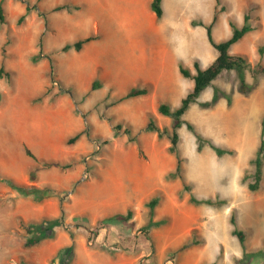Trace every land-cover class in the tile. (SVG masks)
Listing matches in <instances>:
<instances>
[{
    "label": "rangeland",
    "instance_id": "obj_1",
    "mask_svg": "<svg viewBox=\"0 0 264 264\" xmlns=\"http://www.w3.org/2000/svg\"><path fill=\"white\" fill-rule=\"evenodd\" d=\"M150 1H5L6 19L0 25V54L10 78L9 82L0 78V264H79V245L88 256L104 254L122 264H234L233 258L241 256L242 248L231 233V213L235 215L238 228L245 231L248 250L264 245V177L256 192L249 191L246 183L241 182L242 175L245 171L250 175L252 167L245 158L247 150L242 149V145L239 149L236 138L228 139L221 133L227 108L225 101L219 102L214 109H204L193 103L182 115V119L193 126V130H189L183 123L178 129L182 178L191 185L190 191L181 190L180 178L165 179L166 173L173 168L163 175L151 196L135 198L137 202L127 209L131 211L130 217L111 211L122 210L127 205L122 206L120 194L123 189L125 193L128 191L125 177L128 169L133 168L128 166H140L137 161L144 159L158 160L161 153L173 160L168 152L167 136L158 137L155 132L145 131L144 126L140 127L144 122L138 119L133 120V127L127 122L131 117L125 111L137 105L135 99L115 103L130 84L114 80L115 85L109 88V78L101 74L103 69L99 68L95 73L91 68L87 71L86 67L89 62L110 65L124 76L134 62L132 59L149 55L145 53L147 50L141 54L143 45L148 46L149 33L156 25H161L155 22L154 13L149 9ZM26 4L30 11L19 22L18 17L25 12ZM19 5L23 7L22 11L17 9ZM221 5L224 10L220 12L213 32L217 41L223 40L220 33L225 22L228 26L227 16L241 23L245 12L262 16L264 11V0H221ZM55 6L62 8L54 10ZM162 7L166 24H169L170 14H175L178 19L183 16L185 20L198 16L209 22L214 0H162ZM187 28L191 30L189 25ZM198 30L195 33L196 52L210 48L213 53L204 28L201 27L200 34ZM88 35H93L94 39L84 43L79 51L74 48L63 50L65 44ZM239 44L241 41L230 50L234 51ZM202 64L206 66L208 62L203 59ZM167 72L179 76L182 81L169 87L164 96L156 93L154 99H165L174 105L179 101L174 96L184 95L192 86V80L183 78L177 65ZM94 80L98 87L91 89ZM212 84L228 91L236 90L233 72L222 73ZM208 90L211 95L212 88ZM80 95L82 100L93 103L91 111H96L102 124L97 133L86 119L91 111L83 110ZM199 99H208L206 90ZM79 116L86 119L81 134L89 143V149L80 158L51 159V155L59 154V150L65 153L77 144L79 138L68 143L77 132L62 133V124L70 120L79 126ZM155 120L159 126L171 131L169 117L159 115ZM115 123L122 127L115 130ZM126 126L131 127L130 135L124 133ZM196 133L217 145L233 149L234 154L218 158L208 143L197 151ZM39 136L46 137L48 149L33 144L32 140L38 141ZM97 139L105 140L106 144L97 149L96 142L93 143ZM25 147L36 159L25 153ZM122 151L127 152V156ZM86 154L89 158L84 161ZM43 161L51 164L45 165ZM34 163L37 165L28 179L43 184L40 188L45 189L44 197L35 200V210H11L14 199L6 191L15 189L12 171L20 167L26 170ZM79 163H82L80 171ZM85 168L87 177L80 179ZM47 181L56 182L58 187L46 185ZM70 194L74 199L71 210L76 211L65 210L66 203L71 200ZM190 194L198 198L219 196L227 198L228 203L221 208L193 205L188 202ZM52 196L55 215L45 210ZM153 196L158 197V202L152 214L154 223H149L146 202ZM83 208L86 209L79 212ZM108 214H115L118 219L104 221ZM59 216L62 220L53 227L52 237H45L31 247L24 245L22 222L49 221ZM100 222L107 225H99ZM188 241L195 243L180 249ZM246 264H264V253Z\"/></svg>",
    "mask_w": 264,
    "mask_h": 264
},
{
    "label": "crops",
    "instance_id": "obj_2",
    "mask_svg": "<svg viewBox=\"0 0 264 264\" xmlns=\"http://www.w3.org/2000/svg\"><path fill=\"white\" fill-rule=\"evenodd\" d=\"M5 1L6 0H3V3H2L4 11H6ZM7 1L10 2V0H7ZM214 5H215V1H214ZM17 9L19 11H22L23 7L19 5ZM163 12H164V8H163ZM174 15L173 14L169 15L170 16L169 24H166L164 21L165 14H163L162 18L159 21H157L154 18L155 22L161 25H156V27L151 31V33H149L150 34L149 44L148 46L143 45L146 49L142 48V52H141V54H143V52L147 50V52L145 53H148L149 55L148 56L140 55L138 58L132 59V61L134 62H132V64L130 65V69L126 71L124 76H121V72L119 69L118 71H116V69L110 67V65L103 66L102 64L97 63V62L95 63L89 62L86 65L87 71L90 70L91 68L93 72L95 73L99 68L101 70L103 69L101 71V74L104 76L107 75V77L109 78L110 80L108 84L109 88H112L111 85H115L114 80H119L121 81L122 84H125V83L130 84L128 89L131 87H135V86L146 87L149 89V92L145 95L130 97V98L135 99L134 102H136L137 104L136 106H133V108L130 107L129 109H127V111H125V113L128 114L129 117H131L129 120H127V122H129V124L132 127L134 126L133 124L134 119L135 120L138 119L140 122L143 121L144 123H142L140 127L144 126L147 120L148 113H152L155 117H159V115L162 116L157 111V105L160 101H165L171 104L172 106H177L180 102V99L185 95L184 94V95L174 96L176 99L179 98L178 103L174 105L173 103L165 99H158V101L157 99L156 100L154 99V95L156 93H159L161 94V96H164L168 94L169 87H172L174 83H179L182 81V80H179L181 79L179 76L174 75L172 73L170 75L168 74L167 71H169L170 69L174 70L176 65L179 69L180 64H182L183 66L189 67L191 71H193L192 69L193 65L190 66V64H193L195 60H198L200 66L204 68L208 64H210L216 56V51L212 46L211 48H212L213 53L211 52L210 48H206L205 51L201 50V52H198V51L196 52L195 50V47H194L196 44L195 33L197 29H199L198 31L200 34L201 27L202 28L204 27L200 25L192 26L190 22L192 19L202 20V18L198 16H194V17L188 18V20H185L183 16H181V18L178 19V17L177 16L174 17ZM220 15L221 13H218L217 18L213 24L212 35L214 34L213 33L214 28L220 18ZM261 15L262 16L257 14L254 16L255 18L251 21L253 29L246 32L238 40V41H241V44H239L236 48H234V51H231L230 50L231 47L238 41L233 43L229 47V52L243 54L248 58V60L251 63L254 64V63L260 62L264 65V52L261 54L258 51L259 46L264 47V11L261 13ZM226 20L228 21V26L226 24L227 22H225L224 27H222V30L220 33V36L223 37V40L228 38L232 33V28L229 25V20H232V19L227 16ZM232 21L238 27H240L243 24V19L241 23H239V21H234V20ZM203 22L210 23L211 21L209 22L203 21ZM187 25H189L191 30L187 28ZM186 46L187 48H185ZM186 51L188 52L190 51L192 52V54L188 55ZM0 56H1V62H3V55L0 54ZM203 59L208 62L206 66H203L202 64ZM153 72H156V73H153ZM121 77L122 79H120ZM245 78L248 82H251L253 80V77L250 71L246 72ZM209 88H212V87L208 86L205 89L208 99L200 100L199 99L201 96L200 95L198 98L199 102L207 101L211 98L213 92L210 95L209 90H208ZM165 89L166 91H164ZM221 89L228 91L224 89L223 87H221ZM212 91H213V88H212ZM203 92L201 94H203ZM259 93H262V95ZM82 95H80L79 97V102L85 108L83 110L91 111V108H93V103L91 104L90 102L87 101V99L82 100ZM113 97L114 99L115 97L117 98V96H114V95ZM254 97H257L255 101L252 100ZM263 97H264V77L262 75H259L257 76V86L249 94L244 95L238 92L237 90H235L233 91L232 101L230 105H227L226 99L224 98H221L217 102L218 104L219 102L225 101V106L227 107L226 110L224 111L225 112L224 119L222 120L223 125L220 126L221 133L227 135L228 139H231L233 137L236 138L239 149H240L239 145H242L241 146L243 147L242 149L245 148L247 150L248 153L245 155V158L247 159H249L254 154L257 148V145L259 143V137H260V131H261V119L264 114V98ZM217 104L215 105V107L217 106ZM86 119L89 125H91V127L94 129V132L97 133V131L101 129L102 124L98 119L96 111L95 112L91 111L90 115H88ZM86 119L85 117L81 118L79 116V126H77L75 122L67 120L65 123L62 124L63 126L62 133L69 135L71 134L73 130L74 132H82L84 129V122L86 121ZM249 131L251 132V134L249 133ZM80 136L81 137H79L78 142L75 145V147L65 151V153H62L59 150V154L51 155L52 156L51 159H54L56 161H63L71 157L79 156L80 158L81 155L84 154L85 150L89 149V146H88L89 143L86 142V140H84V137H85L84 134H81ZM122 153L125 154V156H127V152L122 151ZM87 156L88 155L86 154L84 161ZM171 156L173 157V160L171 159L170 156H166V155H163V153H161L159 155L160 159L158 160L154 159V161H152V160L144 159L143 161H137L140 164V166H133V165L128 166V167H133L131 168V170L128 169L127 176L125 177L127 178V181H128V184H127L128 191H126L125 193V189H123L121 192L122 194H120V199H122L121 201L123 202L122 206L124 204H127V205H125V207L122 210H111V211L118 212L120 214L127 213L128 211L127 209L130 208V205L135 204V202H137V200L140 197L148 198L149 196H151L156 191V189L159 187L160 183L162 182L163 175L166 172L174 168L175 157L173 155ZM81 164L82 163H79V171H80ZM36 165L37 164L34 163V166L33 165L30 166L26 170L20 167L17 169V171H12L14 174L11 177V179H13L12 181L14 182V184L15 185H26V186L34 185L40 188L43 184H41L40 182H36V181L31 182L28 179L29 174L31 173V171L35 170ZM85 171H86V168L84 172ZM83 174L80 177V179H84ZM47 184L51 186L52 188L58 187V184L54 181H47L46 185ZM2 188H3V184H2ZM8 189L9 190H7L6 193L8 195L11 194L12 195L11 197L14 199L11 210H35L36 209L35 200L32 198V196H29V195L21 196L19 195V192L16 189L12 190V192L10 190L11 188H8ZM224 196H227V195H224ZM69 198L71 200L66 203L67 206H65V210L66 209L71 210L72 208V204H73L72 201H74V199H72V194H70ZM135 198L137 199L136 201H134ZM85 200L89 203L91 202V200L88 199L87 197H85ZM26 207L27 209H25ZM55 209L56 207H55V203L53 201V196H52L51 199L49 200V204L46 205L45 210H48L49 213H51V215H55L54 213L56 212ZM85 209L86 208L79 209V212ZM71 211H76V210H71ZM90 211L92 212V210ZM105 214L100 213L98 215H105ZM112 216H115V214L114 215L108 214L106 218H109ZM79 264H122V262L121 261L118 262L117 260H112V257L106 256L104 254L99 255L97 257L88 256L87 254L83 253L82 247L79 245Z\"/></svg>",
    "mask_w": 264,
    "mask_h": 264
},
{
    "label": "trees",
    "instance_id": "obj_3",
    "mask_svg": "<svg viewBox=\"0 0 264 264\" xmlns=\"http://www.w3.org/2000/svg\"><path fill=\"white\" fill-rule=\"evenodd\" d=\"M214 11L213 16L210 23H204L201 19H192L190 24L192 26L200 25L203 26L205 29V34L208 42L210 45L215 49L216 56L212 60L210 64L206 67H201L198 60L193 62V71L187 66H183L182 64L179 65V73L184 78H188L192 80V87L185 93V95L180 99V102L177 106H172L168 102L160 101L157 105V111L163 115L167 116L171 120V131L168 130L165 126H159L155 120V116L152 113H148L147 120L143 129L149 132H155L158 137L167 136L169 139V146L168 152L175 157V166L174 169L165 175L166 180H173L176 178H180L182 180V187L181 190L190 191L191 185L185 182L182 178V158L179 154L178 142H179V133L178 129L184 123L189 130H193V126L190 122L183 120L182 115L188 110L191 104L198 103L201 108L204 109H212L215 107L217 102L221 98H225L227 105L231 104L232 101V94L233 91H225L217 86H213V81L217 79L222 73L224 72H233L235 79H236V87L235 89L244 94H249L256 86H257V76L262 75L264 77V65L260 62L251 63L248 58L239 53H230L229 47L237 42L246 32L253 29L251 21L255 18L249 11L245 12L243 15V24L238 27L236 24L229 20V25L232 28L231 35L221 41H216L212 35V27L217 18L218 13L224 10L223 6L221 5V0H214ZM3 0H0V25L5 23V11L3 9ZM62 6H55L54 10L61 9ZM149 9L154 13L155 19L159 21L163 16V7H162V0H151L149 2ZM30 11V7L28 4L25 6V12L18 17V21H22L25 16ZM94 39L93 35H88L83 38H79L75 40L73 43H67L63 46V50H67L69 48H74V50L79 51L83 44ZM259 53L264 52V47H258ZM250 71L253 77L251 82H248L245 78L246 72ZM0 78H4L6 82H9L10 73L4 68L3 62L0 64ZM94 80L91 83V89H96L97 83ZM213 88V94L211 98L207 101H198L199 96L201 93L208 87ZM149 92V89L146 87H131L129 88L123 95L118 97L115 100V103L120 102L124 99L130 97H136L140 95H145ZM1 99V93H0ZM122 125L120 123H115L113 128L120 129ZM124 133L129 134L131 133V127L126 126L124 128ZM81 135V132L75 133L71 138L68 139V143H73L76 141ZM196 137V150L201 151L205 147V143L214 150L216 156L218 158L223 157L225 155H232L234 154V150L217 145L211 141H208L204 137H202L199 133L195 134ZM131 140H136V138H131ZM100 145L106 144L105 140L97 139ZM25 153L29 156L36 159L34 154L30 151L29 148H24ZM139 151L141 149L139 148ZM38 161V160H37ZM43 164L50 165V162L43 161ZM248 164L252 167V171L250 175L245 171V174L241 177V182L246 183L247 188L251 192L258 191L262 186V180L264 177V114L261 119V131L259 137V143L254 154L249 158ZM32 178V176H30ZM19 193L23 195L32 196L34 200H41L44 197L45 189H41L34 185H13ZM158 202V197L153 196L147 202L146 206L149 208V223H154L152 221V214L154 206ZM188 202L193 205H205L213 208H221L227 205L228 200L227 198H220L219 196L212 197H203L198 198L193 194L189 195ZM61 214H63L61 212ZM131 216V211L128 210L126 213V217ZM114 219H118L117 217H109L105 218L104 221H113ZM62 216H59L55 219L49 221H41V222H28L23 223L22 226L25 230V239L24 245L26 247H31L37 244L45 237H52L53 235V227L59 225L61 223ZM229 222L232 225L231 233L236 236L239 241V244L242 248V253L240 257H234L233 263L234 264H246L252 258L256 256H260L264 253V245L260 248H256L254 250H248L245 245L246 234L243 229L238 228L236 223V218L233 213L230 214ZM106 222H100L99 225H107ZM72 237V234H71ZM195 242L188 241L185 242L180 246V249H185L190 245L194 244ZM72 249V244L70 246ZM31 264V263H27ZM214 264V263H211Z\"/></svg>",
    "mask_w": 264,
    "mask_h": 264
},
{
    "label": "bare ground",
    "instance_id": "obj_4",
    "mask_svg": "<svg viewBox=\"0 0 264 264\" xmlns=\"http://www.w3.org/2000/svg\"><path fill=\"white\" fill-rule=\"evenodd\" d=\"M31 139H33V137ZM32 142H33L34 145L42 146L45 149H48L49 148V143L47 142L46 137L42 138V137L39 136V140L38 141L34 139V140H32Z\"/></svg>",
    "mask_w": 264,
    "mask_h": 264
},
{
    "label": "built area",
    "instance_id": "obj_5",
    "mask_svg": "<svg viewBox=\"0 0 264 264\" xmlns=\"http://www.w3.org/2000/svg\"><path fill=\"white\" fill-rule=\"evenodd\" d=\"M94 142H96V144H97V146H96V148L98 149L99 147H100V144H99V142L96 140V141H93V143ZM89 158V156H87L86 157V160ZM85 177H87V172H85L84 174H83V178H85Z\"/></svg>",
    "mask_w": 264,
    "mask_h": 264
}]
</instances>
